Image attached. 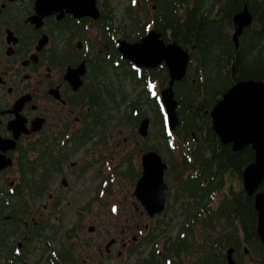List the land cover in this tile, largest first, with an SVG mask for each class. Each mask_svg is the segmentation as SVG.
Returning <instances> with one entry per match:
<instances>
[{
    "label": "flooded vegetation",
    "instance_id": "obj_1",
    "mask_svg": "<svg viewBox=\"0 0 264 264\" xmlns=\"http://www.w3.org/2000/svg\"><path fill=\"white\" fill-rule=\"evenodd\" d=\"M92 1L0 0V264H264V180H243L256 151L212 115L247 79V0ZM185 63L171 128L163 94ZM148 151L167 164L154 213Z\"/></svg>",
    "mask_w": 264,
    "mask_h": 264
},
{
    "label": "water",
    "instance_id": "obj_2",
    "mask_svg": "<svg viewBox=\"0 0 264 264\" xmlns=\"http://www.w3.org/2000/svg\"><path fill=\"white\" fill-rule=\"evenodd\" d=\"M81 5L80 2H75ZM87 12L95 8V0L87 2ZM39 9H52L53 2L37 1ZM239 27L238 36L242 28L250 26L254 19V13L249 4L244 10L235 16ZM171 86L164 90L163 100L167 106L170 127L174 128L178 123L176 114V99L174 98L172 84L174 79L180 78L186 71V63L179 66H171ZM213 125L223 142H233L235 150L241 149L246 144L252 143L255 149V159L243 169V180L248 193L252 194L264 180V78H247L234 83L215 104L213 110ZM146 121L141 124L140 130L146 131ZM144 171L139 184L143 187H151L154 192V210L160 211L165 206V189L167 183L164 179V170L167 167L158 151H148L144 154ZM141 192V191H140ZM255 208L258 211V233L264 242V190L255 195ZM232 262V260H230Z\"/></svg>",
    "mask_w": 264,
    "mask_h": 264
},
{
    "label": "trees",
    "instance_id": "obj_3",
    "mask_svg": "<svg viewBox=\"0 0 264 264\" xmlns=\"http://www.w3.org/2000/svg\"><path fill=\"white\" fill-rule=\"evenodd\" d=\"M255 14V22L247 27V68H236L247 78H264V0H247ZM252 26V27H251ZM253 149L247 146V152L237 155L236 168L253 158ZM241 172V170H240ZM251 201H247V212L252 210Z\"/></svg>",
    "mask_w": 264,
    "mask_h": 264
},
{
    "label": "rangeland",
    "instance_id": "obj_4",
    "mask_svg": "<svg viewBox=\"0 0 264 264\" xmlns=\"http://www.w3.org/2000/svg\"><path fill=\"white\" fill-rule=\"evenodd\" d=\"M227 182H232L235 187H239L241 185V182L239 181L237 176L228 177ZM177 221H179V219Z\"/></svg>",
    "mask_w": 264,
    "mask_h": 264
}]
</instances>
